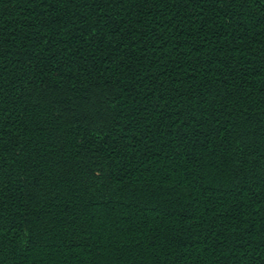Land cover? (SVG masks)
Returning a JSON list of instances; mask_svg holds the SVG:
<instances>
[{"label":"trees","instance_id":"16d2710c","mask_svg":"<svg viewBox=\"0 0 264 264\" xmlns=\"http://www.w3.org/2000/svg\"><path fill=\"white\" fill-rule=\"evenodd\" d=\"M0 264H264V0H0Z\"/></svg>","mask_w":264,"mask_h":264}]
</instances>
